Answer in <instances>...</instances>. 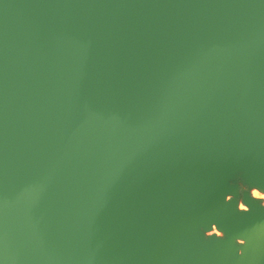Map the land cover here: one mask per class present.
Segmentation results:
<instances>
[{"label":"water","instance_id":"1","mask_svg":"<svg viewBox=\"0 0 264 264\" xmlns=\"http://www.w3.org/2000/svg\"><path fill=\"white\" fill-rule=\"evenodd\" d=\"M242 186L264 0H0V264H264Z\"/></svg>","mask_w":264,"mask_h":264},{"label":"bare ground","instance_id":"2","mask_svg":"<svg viewBox=\"0 0 264 264\" xmlns=\"http://www.w3.org/2000/svg\"><path fill=\"white\" fill-rule=\"evenodd\" d=\"M252 196L253 197H263L264 198V194L263 193H261V192H259L258 190H253L252 189ZM239 209L241 210H245L246 209V207L244 206V205H242L241 203L239 204ZM214 230V229H213ZM214 234H216V235H221V233L220 232H218V231H215V232H213Z\"/></svg>","mask_w":264,"mask_h":264},{"label":"rangeland","instance_id":"3","mask_svg":"<svg viewBox=\"0 0 264 264\" xmlns=\"http://www.w3.org/2000/svg\"><path fill=\"white\" fill-rule=\"evenodd\" d=\"M242 189H245V190H247L249 193H250V195L252 196V189H247V188H245V187H243L242 186ZM253 190H255V189H253ZM253 197V196H252ZM254 198H256V199H260L261 201H262V204L264 205V198L263 197H254ZM242 210V209H241ZM213 232H215L214 230L212 231V232H210L209 234H214ZM216 235V234H215ZM216 236H219V235H216ZM220 236H222V235H220ZM219 236V237H220Z\"/></svg>","mask_w":264,"mask_h":264}]
</instances>
